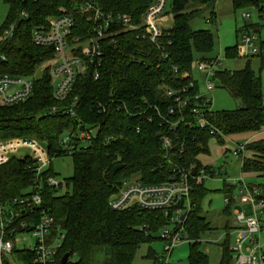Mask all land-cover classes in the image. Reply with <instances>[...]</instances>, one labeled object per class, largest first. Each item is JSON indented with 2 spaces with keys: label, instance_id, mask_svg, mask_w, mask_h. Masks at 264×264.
Wrapping results in <instances>:
<instances>
[{
  "label": "trees",
  "instance_id": "trees-1",
  "mask_svg": "<svg viewBox=\"0 0 264 264\" xmlns=\"http://www.w3.org/2000/svg\"><path fill=\"white\" fill-rule=\"evenodd\" d=\"M8 12L0 31L11 22L20 19L24 10L28 18L21 20L12 37L0 43V75H33L37 67L49 59L52 47L37 46L31 41L34 26L45 24L49 15L59 14V7L73 12L76 4L72 0H3ZM107 13L130 14L133 22H140L149 0H91ZM217 0H169L167 12L172 14L170 27L164 30L159 46L138 36L136 31H121L115 35L116 47L109 42L103 44V55L98 63L87 67L83 75L76 77L68 95L57 100L53 96L48 69L34 78L32 96L13 105L0 104V139L33 137L48 151L49 165L41 171L44 182L54 176L52 157L68 155L60 145L61 135L68 130L81 129L86 125H99L91 144L70 154L72 174L65 178L69 191L59 193L62 185L42 184V207L53 216L65 233L57 259L64 253L77 259L66 264H92L96 250L104 248L106 256L102 264H132L136 251L143 244L150 245L160 239L158 231L169 223L160 210H146L137 206L114 211L108 207L110 194L117 191L124 180L139 176L145 182H160L168 179L173 167L189 168L191 175L203 169L212 173L208 165L197 158L208 154V142L214 138L220 145L224 135L258 131L264 126V96L259 75H256L251 60L239 69L224 68L217 72L218 85L226 88L231 96L238 98L241 105L234 109H209L205 127L195 124L191 109L204 106L203 98L194 99L196 87L182 95L188 99L181 109L183 119L173 128L167 118L178 121L179 116H169L167 109L176 102L167 96V89L178 90L189 82L182 73L190 70L194 58L210 60L207 53L214 48L213 34L209 30H192L189 20L198 9H186L190 4L205 5ZM234 11L255 8L259 18L264 19V0H231ZM76 10V9H75ZM90 14V13H89ZM76 29L73 35H86L92 26L88 15L74 12ZM213 18L215 15L213 13ZM246 27V26H245ZM261 25L254 28L259 33ZM85 30V34H82ZM237 34V30H236ZM260 41V49L264 48ZM228 59L238 57L237 43L224 49ZM252 56V55H251ZM214 59V58H213ZM173 67H176L175 72ZM98 77L95 78V72ZM36 73V72H35ZM76 98L73 114L65 112ZM211 101L209 102V104ZM98 104L104 110L97 108ZM56 113H48L53 107ZM208 107V105L206 106ZM177 112V111H176ZM168 135L174 144L184 147L183 153L172 152V164L163 158L160 136ZM249 158H243L242 172H253L264 177V138L246 143ZM122 167L114 171V166ZM33 160L11 154L0 164V199L9 202L12 198L27 194L36 180ZM190 196L193 208L187 213L184 229L189 239L188 264H208L209 254L204 251L200 238L211 229L210 222L202 214L201 200L209 189L190 178ZM264 189V185L257 184ZM226 194L232 189L224 183ZM230 215L231 208H223ZM226 231L232 223H226ZM199 239V240H198ZM231 236L226 234L216 242L220 248L217 264H231ZM22 258L32 254L20 253ZM149 246L145 258L151 264H164Z\"/></svg>",
  "mask_w": 264,
  "mask_h": 264
},
{
  "label": "built area",
  "instance_id": "built-area-1",
  "mask_svg": "<svg viewBox=\"0 0 264 264\" xmlns=\"http://www.w3.org/2000/svg\"><path fill=\"white\" fill-rule=\"evenodd\" d=\"M76 7L73 12H67L59 7L61 13L49 15L45 24L34 26L31 30V41L42 47H52L53 53L50 58L42 62L38 67L41 71L48 69L50 84L53 96L57 100L64 99L71 90L77 76L83 75L87 67L92 63H98L103 55V44L109 42L116 47L115 35L121 31H136L142 39L159 46V40L164 30L170 27L169 20L172 14L167 12L169 0H149L150 3L142 14L140 22H133L130 14L107 13L101 10L91 0H72ZM76 9V10H75ZM74 12L88 15L92 26L86 35H73L77 27ZM90 13V14H89ZM251 13L244 11L242 16L248 19ZM28 18L27 13L22 10L20 19ZM17 21L11 22L6 28L0 31V43L12 37ZM82 34H85V30ZM258 39L256 33L244 32L241 34L240 43L237 44L239 56H249L254 52V44ZM5 56L0 52V60ZM220 58L201 60L194 58L190 63V70L182 73L189 83L178 90L167 89V96L176 102L175 107H169V116H179L178 121L165 120L173 129L182 119L181 109L187 104L188 99L182 93L190 88L196 87L194 99L203 98L205 105L191 109L195 124L205 127L209 124L206 114L212 109V99L202 94L199 90L198 80L194 78V71L204 76L205 88L211 92L216 82L218 84L217 72L224 69ZM176 72V67H173ZM94 77H98L96 71ZM35 74L24 75H0V104L13 105L29 99L33 94ZM216 81V82H215ZM211 103L209 104V102ZM76 98L65 112L73 114V107ZM208 105V107H206ZM97 108L104 110L102 104ZM177 111V112H176ZM57 107L53 106L48 113H56ZM99 130V125H86L81 129L65 131L60 137L61 149L68 155L78 149H85L91 144ZM218 132L227 141V135L212 128L211 133ZM214 139V138H212ZM163 158L172 164V152L174 150L183 153L182 145L174 144L168 135L160 136ZM246 143L235 142L232 153L235 157H241V164L246 153ZM21 149H28L27 153L18 155ZM227 151V150H226ZM8 154H15L19 158L25 156L33 160L36 174L35 184L27 194L14 197L9 202H2L0 199V264H59L57 259L59 248L62 246L65 233L57 224L52 215L42 207V184L58 187L65 185L64 180H57L55 176H47L44 182L40 174L50 162L47 149L33 137H18L0 140V164L7 160ZM213 171V170H212ZM189 168L173 167L168 179L160 182H145L139 176L124 180L108 197V207L118 211L137 206L146 210H160L173 223L175 228L170 231L167 228L162 230L159 238L164 242V254L160 260L164 264L168 262L174 246L184 240L187 243L194 241L189 239L184 229V221L187 213L191 211L194 201L190 196L192 186L190 178L196 183H201L204 177H220V173L213 171L206 173L199 170L198 175H191ZM223 182L232 189L230 194L224 196L226 205H229L233 218L232 229L226 234L232 237L230 249L232 251V262L234 264H264V240L261 234L264 232V189L254 183L246 181L244 175L234 179H224ZM183 217V218H181ZM165 227V226H164ZM34 239L32 246L29 245L28 237ZM221 236L217 241L221 240ZM199 240V239H198ZM201 241V240H200ZM204 251H208L207 248ZM20 253L32 254V258H22ZM71 261L69 256L66 263Z\"/></svg>",
  "mask_w": 264,
  "mask_h": 264
},
{
  "label": "rangeland",
  "instance_id": "rangeland-1",
  "mask_svg": "<svg viewBox=\"0 0 264 264\" xmlns=\"http://www.w3.org/2000/svg\"><path fill=\"white\" fill-rule=\"evenodd\" d=\"M169 4L167 10L169 9ZM191 9H198V12L189 20L190 28L192 30H209L213 34L214 48L211 52L207 53V56L211 57L212 59L217 57L220 58L223 66L232 70L242 68L245 65L246 59H250L251 66L255 74L260 76L264 96V48L260 49L259 44L260 41L264 42V19L259 18L257 9L245 8L234 11L231 0H217L216 2H209L205 5L195 6L190 4L186 10L189 11ZM244 11L251 13L248 19L243 18L242 13ZM7 12L8 5H6L3 0H0V27L5 21ZM213 13L215 18H213L212 21L211 19L213 17ZM169 23H172V19L169 20ZM257 25H261L259 33L254 31V28H256ZM244 32L256 33L258 35V39L256 40L254 46L255 53L253 56H238L234 59L225 58L224 49L236 43L239 44L241 34ZM42 71L40 67H37L35 70L36 73L34 72L35 76L39 75ZM193 76L198 80L200 92L212 99V108L214 110L234 109L241 105L240 99L231 96L226 88L218 85L216 81L214 89L211 92H208L205 88L204 76L196 71H194ZM236 140L238 139L234 137L233 141L228 140L222 145H220L216 140H210L208 143L209 156L212 157V163L215 164V167H218L217 171L220 173V177L214 176L211 178L206 176L203 180L204 186L208 188L209 191L201 200V209L202 214L210 222L211 229L203 233L200 240L202 241L204 249H208V251H205L207 254H209L208 264L218 263L220 257V248L217 244H215L216 242L214 241H217L226 232H229L225 230L224 226L226 223H231L233 218L232 213L229 216L223 213V208L226 206L224 201L225 193L222 190L224 185L223 180H232L236 177H239L240 174L245 175V172H241V157H235L232 153ZM225 148L228 150L225 152V154H223ZM28 151V149H21L17 154L20 155L22 153H27ZM10 155L11 154H8L7 160ZM51 167L57 180H64L65 178H68L72 174L71 156L65 155L60 157H52ZM247 180L254 184L264 185V177L261 176L254 175L253 177L251 176V178L248 176ZM65 191H69V188L62 184V187L58 190V192L63 193ZM164 226L165 227H163L162 230L167 228L168 230L172 231L175 228L173 223H167ZM162 230L160 233L158 231V236L161 234ZM26 236L29 239V245L32 246L34 239L31 238L29 234ZM261 238L264 240V232L261 234ZM149 246L155 251L157 255H165L163 253L164 242L161 239H157L150 245H141L136 251L132 264H151V260L145 258ZM188 254V243L187 241L182 240L178 245L174 246L171 256L168 257V262L166 264H188ZM105 256L106 250L104 248L96 250L92 257V264H102L103 258ZM71 259L73 262L77 259V257L72 255ZM231 264L234 263L231 262Z\"/></svg>",
  "mask_w": 264,
  "mask_h": 264
},
{
  "label": "crops",
  "instance_id": "crops-1",
  "mask_svg": "<svg viewBox=\"0 0 264 264\" xmlns=\"http://www.w3.org/2000/svg\"><path fill=\"white\" fill-rule=\"evenodd\" d=\"M260 44V43H259ZM254 46H255V44H254ZM254 46H253V48H254ZM255 53V49H254V52H252V53H250L249 54V56H253V54ZM248 56V57H249ZM226 68V67H225ZM227 69H229V68H227ZM230 70H232V69H230ZM237 138L238 140H236L235 142H243V143H248V142H251V141H254V140H258V139H261V138H264V126L260 129V130H258V131H252V132H243V133H238V134H230V135H227V141L229 140V141H233V138ZM211 140H215V139H211ZM226 140H225V142H227ZM209 142H210V140H209ZM208 142V143H209ZM226 150H228L227 148H225V150H224V153L223 154H225V152H226ZM210 154L208 153V154H199L198 156H197V158H198V160L203 164V165H208V166H210L211 167V169L213 170V171H217V168L218 167H215V164L214 163H212V160H211V156H209ZM250 155H251V153H250V151H246V153H245V158H249L250 157ZM216 158V157H215ZM218 172V171H217ZM242 172V171H241ZM241 175V174H240ZM245 175H246V180L248 179V176H249V178H251V176L253 177L254 175L255 176H257V174L256 173H253V172H245ZM245 175H244V177H245ZM204 180V179H203ZM248 181V180H247ZM249 182V181H248ZM250 183H252V182H250ZM222 188H224V186L222 187ZM223 191H224V189H223ZM224 193H225V191H224ZM225 195H226V193H225Z\"/></svg>",
  "mask_w": 264,
  "mask_h": 264
},
{
  "label": "water",
  "instance_id": "water-1",
  "mask_svg": "<svg viewBox=\"0 0 264 264\" xmlns=\"http://www.w3.org/2000/svg\"><path fill=\"white\" fill-rule=\"evenodd\" d=\"M16 24H19V21H17ZM121 167H122V164H119V165H117V166H114L113 170H114V171H117V170H119ZM181 218H183V217H181ZM68 257H69V253H64V254L62 255V257L60 258L59 264H66V261H67Z\"/></svg>",
  "mask_w": 264,
  "mask_h": 264
}]
</instances>
